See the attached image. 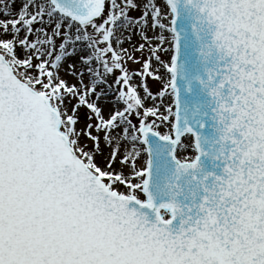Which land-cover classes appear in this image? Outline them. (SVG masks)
I'll use <instances>...</instances> for the list:
<instances>
[{
  "label": "snow or ice",
  "instance_id": "1",
  "mask_svg": "<svg viewBox=\"0 0 264 264\" xmlns=\"http://www.w3.org/2000/svg\"><path fill=\"white\" fill-rule=\"evenodd\" d=\"M0 264H264V0H0Z\"/></svg>",
  "mask_w": 264,
  "mask_h": 264
}]
</instances>
